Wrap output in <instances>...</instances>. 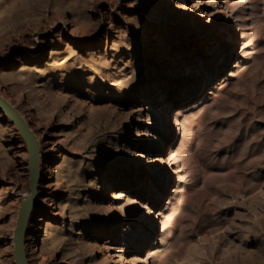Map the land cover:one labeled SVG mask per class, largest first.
Wrapping results in <instances>:
<instances>
[{
	"label": "rangeland",
	"instance_id": "374dc122",
	"mask_svg": "<svg viewBox=\"0 0 264 264\" xmlns=\"http://www.w3.org/2000/svg\"><path fill=\"white\" fill-rule=\"evenodd\" d=\"M0 93L29 264H264V0H0ZM30 181L0 111V264Z\"/></svg>",
	"mask_w": 264,
	"mask_h": 264
},
{
	"label": "water",
	"instance_id": "95a60500",
	"mask_svg": "<svg viewBox=\"0 0 264 264\" xmlns=\"http://www.w3.org/2000/svg\"><path fill=\"white\" fill-rule=\"evenodd\" d=\"M0 111L17 127L29 153L31 195L24 200L20 208L15 231V259L17 264H29L26 254V235L30 217L37 200V182L40 176L41 154L40 143L30 124L19 110L0 93Z\"/></svg>",
	"mask_w": 264,
	"mask_h": 264
},
{
	"label": "bare ground",
	"instance_id": "6f19581e",
	"mask_svg": "<svg viewBox=\"0 0 264 264\" xmlns=\"http://www.w3.org/2000/svg\"><path fill=\"white\" fill-rule=\"evenodd\" d=\"M177 114L178 115H180L182 112H183V110L182 109H180V110H177ZM27 121V120H26ZM171 121H170V119H169V123H170ZM173 123V122H172ZM154 140H155V142H160L159 140H158V138H156V137H154ZM39 141V140H38ZM40 143V142H39ZM44 168H42L41 169V166H40V176H39V179H38V182H37V195H38V191H39V183H40V180H41V177L42 176H44ZM133 170L136 172V174H137V171L139 170V167H138V165H137V163L134 165V168H133ZM42 175V176H41ZM31 176V175H30ZM26 254H27V251H26ZM28 257V256H27Z\"/></svg>",
	"mask_w": 264,
	"mask_h": 264
}]
</instances>
